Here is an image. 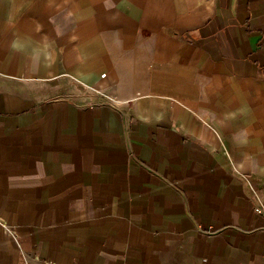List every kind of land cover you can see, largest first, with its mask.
<instances>
[{"label": "crops", "instance_id": "crops-1", "mask_svg": "<svg viewBox=\"0 0 264 264\" xmlns=\"http://www.w3.org/2000/svg\"><path fill=\"white\" fill-rule=\"evenodd\" d=\"M0 264H264V0H0Z\"/></svg>", "mask_w": 264, "mask_h": 264}]
</instances>
